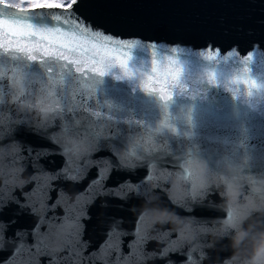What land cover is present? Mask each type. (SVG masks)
<instances>
[{
	"label": "water",
	"instance_id": "1",
	"mask_svg": "<svg viewBox=\"0 0 264 264\" xmlns=\"http://www.w3.org/2000/svg\"><path fill=\"white\" fill-rule=\"evenodd\" d=\"M0 10L38 14L20 24L0 16V53H8L0 54V86L16 67L26 65L46 76L59 104L58 117L37 128L28 113L0 101V264H218L229 256L230 251L220 250L228 240L217 241L216 250L206 247L211 239L207 233L229 212L256 216L249 191L254 179L241 178L239 201L225 205L214 186L206 188L196 177L186 149L209 160L217 173L223 169L216 164L221 156L236 160L247 155L251 159L246 170L264 172V115L234 107L219 90L210 91L206 101L184 99L174 111L165 108L158 99L93 71L126 66L131 50L69 24L74 20L85 27L91 24L93 31L103 28L104 35L138 36L193 49L208 41L221 49L238 44L243 54L253 42L264 49V24L257 22L264 20V0H81L71 8L32 9H5L0 3ZM56 13L65 15L57 20ZM149 49L151 70L143 78L148 89L167 91L179 60L199 64L193 51L171 53L163 46L142 45L134 52L140 69L149 66ZM29 55L37 59L27 62ZM69 72L71 80L66 81L63 74ZM186 79L193 94L207 91L194 73ZM40 147L45 152L38 156ZM69 154L71 167L80 170L76 180L65 178L76 171L61 175ZM101 157L111 165L106 178L94 184L100 169L92 162ZM21 168L29 178L22 188L14 184ZM148 197L187 218L185 238L164 231V225L159 242L145 240L137 213ZM70 215L79 223V239L87 242L79 247L69 240ZM114 223L120 225V235L110 237ZM205 251L210 259L202 262Z\"/></svg>",
	"mask_w": 264,
	"mask_h": 264
},
{
	"label": "clouds",
	"instance_id": "2",
	"mask_svg": "<svg viewBox=\"0 0 264 264\" xmlns=\"http://www.w3.org/2000/svg\"><path fill=\"white\" fill-rule=\"evenodd\" d=\"M81 0H73L74 6H79ZM82 20V18H81ZM264 24V20L257 21ZM89 29L91 24H89ZM117 45L131 50L132 55L128 57L127 65H107L94 68L93 71L101 78L109 77L114 82L127 84L132 92H143L145 95L158 99L171 110L178 101L187 99L195 101L201 99L206 101L212 90H219L224 93L232 102L233 106L240 105L250 112L264 115V57H257V53L264 52L259 42H253L251 48L245 53H241L239 45L234 44L228 49H221L211 41L197 49L192 45H182L180 43L169 44L167 42H156L143 40L138 36L119 37L112 34L104 35L103 28L95 29ZM249 31V35H251ZM142 45H151L152 48L163 46L171 53L193 51L199 60L198 66L193 67L186 61L179 60L177 76L175 81L167 85V91L159 90L155 87L148 89L143 84V78L151 70V49L145 55L149 61V66L140 69L137 65L134 52ZM7 55V52L0 53ZM35 56L26 57L27 62L35 61ZM49 71V70H48ZM194 73L201 89L199 96L191 92L192 82L186 77ZM7 84L0 86V101L13 106L20 113H28L35 127H41L45 122L58 117L59 104L58 96L54 88L50 87L46 76H41L39 71L33 70L26 65H20L14 69V74L5 77ZM192 109H189L191 113ZM191 120V115L189 116ZM240 127H244L243 123ZM199 151L198 146L193 145ZM188 162L200 180L208 186L217 189L216 194L225 205H232L239 201L244 184L241 178L252 176L254 182L249 191L253 196L252 212L256 213L253 218L251 214L241 217L235 212H229L227 218L223 219L210 229L207 233L211 237L206 247L216 250L215 243L220 240H228V245H222L220 250L230 251V255L224 257L218 264H264V172L251 173L247 171L251 157L241 156L232 160L227 156H221L217 161V166L223 164L220 172H214L210 167L209 160L195 156L192 149H186ZM19 170L17 178L14 180L16 187H23L29 178H25ZM212 180H209V175ZM169 199H172L169 197ZM179 206V205H177ZM186 211L188 209H185ZM187 218L180 217L176 212L166 207L153 204L151 197L145 199L137 213V226L146 241L157 240L159 242L160 228L164 225L167 232H176L181 238H185L188 225ZM248 221L245 224V221ZM158 226H160L158 228ZM155 257V253L151 254ZM208 252L201 254V261L209 260Z\"/></svg>",
	"mask_w": 264,
	"mask_h": 264
},
{
	"label": "snow or ice",
	"instance_id": "3",
	"mask_svg": "<svg viewBox=\"0 0 264 264\" xmlns=\"http://www.w3.org/2000/svg\"><path fill=\"white\" fill-rule=\"evenodd\" d=\"M65 2H66V0H61V3L57 4V7H61ZM72 5H73V0H71V3L68 4V7L71 8ZM14 7H17V6L13 5V4H8L6 2L4 4L5 9L14 8ZM40 15H42V14H40ZM55 15H56L57 20H59L60 16L65 15V13H56ZM72 15H73V13L71 11H69L67 13L68 17H72ZM0 16H6L8 21L12 24H20V23H23L24 21H32L35 17L38 16V14L29 13L27 15H21V14L15 13V12L0 10ZM69 26L72 28L79 29L81 33H88L89 35H91L95 38L108 40V38L106 36H103L100 33H97L95 31H93L92 29H89V27L83 26L82 23H80V22H76V21L72 20V21H70ZM60 56L64 59H67V57L64 56L63 53H61ZM72 63H77V61H72ZM48 70H49V73H52L54 71V68L51 64L48 65ZM77 71H80V69H77ZM63 79H65L66 81H70L71 80V73L70 72L64 73ZM55 83H56V81L53 80V84H55ZM164 107L167 108L166 105ZM44 152H45V149L43 147H40L39 151L37 152V155L39 156L40 154H43ZM72 162H73L72 156H71V154H69L68 160L66 161V164H65V169L61 170V175H65V173H72L73 171H76V175H71L70 177L65 175V178H71L72 180H76L79 176L80 170L79 169L74 170L71 167ZM81 163H83V161H81ZM110 165H111V161H107L103 157L92 162L93 167L100 169V171L98 172V179L94 182V184H98L103 179L106 178V174H107V171H108ZM119 228H120V225L118 223H114L112 226V230L109 234L110 237L120 235ZM80 235H81V232H80L79 223L75 217L70 215L69 216V240L76 247H79L80 245L87 243L86 241L79 239ZM106 243H107V241H106ZM67 264H72V261L71 260L67 261Z\"/></svg>",
	"mask_w": 264,
	"mask_h": 264
},
{
	"label": "rangeland",
	"instance_id": "4",
	"mask_svg": "<svg viewBox=\"0 0 264 264\" xmlns=\"http://www.w3.org/2000/svg\"><path fill=\"white\" fill-rule=\"evenodd\" d=\"M5 1H8V0H2V1L0 0V3L5 4ZM48 2H49L48 0H26V1L10 0L9 2H6V3L16 5L17 7L15 8H18V9H32V8L42 7V6H57V5L48 4ZM61 7H65V5Z\"/></svg>",
	"mask_w": 264,
	"mask_h": 264
},
{
	"label": "trees",
	"instance_id": "5",
	"mask_svg": "<svg viewBox=\"0 0 264 264\" xmlns=\"http://www.w3.org/2000/svg\"><path fill=\"white\" fill-rule=\"evenodd\" d=\"M9 1L10 0L5 1V2H9ZM23 1H26V0H23ZM48 1H49L48 4H51V5H57V4L61 3V0H48ZM70 3H71V0H66V2L62 6L65 5V7H68V4H70Z\"/></svg>",
	"mask_w": 264,
	"mask_h": 264
}]
</instances>
